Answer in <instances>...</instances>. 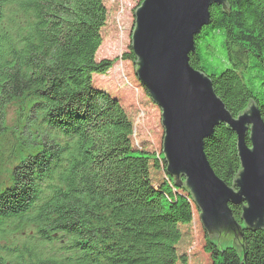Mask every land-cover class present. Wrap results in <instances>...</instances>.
I'll return each mask as SVG.
<instances>
[{"label": "trees", "instance_id": "obj_1", "mask_svg": "<svg viewBox=\"0 0 264 264\" xmlns=\"http://www.w3.org/2000/svg\"><path fill=\"white\" fill-rule=\"evenodd\" d=\"M122 4L17 0L26 24L15 31L0 16V162L10 167L0 264H264V220L248 226L244 203L230 204L239 229H206L184 178L167 171L161 108L137 75L135 9L126 50L99 52ZM209 13L189 64L233 116L254 104L264 121V0ZM118 62L132 65L123 85L97 79ZM204 142L215 174L234 185L235 132L221 124Z\"/></svg>", "mask_w": 264, "mask_h": 264}, {"label": "water", "instance_id": "obj_2", "mask_svg": "<svg viewBox=\"0 0 264 264\" xmlns=\"http://www.w3.org/2000/svg\"><path fill=\"white\" fill-rule=\"evenodd\" d=\"M226 0H142L134 11L137 75L161 108L167 171L183 177L208 230L239 229L230 204L244 203L248 226L264 220V121L254 104L233 116L212 82L189 64L194 36L210 22L209 7ZM225 124L237 135L240 170L234 185L212 169L204 141ZM249 141V144L248 142Z\"/></svg>", "mask_w": 264, "mask_h": 264}, {"label": "rangeland", "instance_id": "obj_3", "mask_svg": "<svg viewBox=\"0 0 264 264\" xmlns=\"http://www.w3.org/2000/svg\"><path fill=\"white\" fill-rule=\"evenodd\" d=\"M138 1L139 0H122L123 11H122V14H120L121 21L119 19V24H118L119 29L117 30L115 35H114V31L110 33L111 36L105 39L99 52H103L104 55L109 56L114 52L121 54L122 52L126 50V46L128 44V39H127L128 33H129V30L132 29L133 27L131 26V23H132L131 11L132 10L134 11ZM127 9H130V11H127ZM125 13H129V15L127 16V19H124ZM124 65L125 67L120 65V63L118 62V65L114 68L112 72H108L107 74L103 76H99V77L97 76V79L100 82L104 80L111 81V77L115 75L116 78L114 81L115 82L114 85L115 86L123 85L124 79L120 76L121 70L123 72L125 71V69H127L129 72L132 71V65L130 63L125 62ZM5 108H11V106L7 105ZM13 120H14V117H13ZM162 150H163V147H162ZM7 174H8V170H6V164L0 162V186H2V183H5L7 179ZM47 251H49L48 248H47Z\"/></svg>", "mask_w": 264, "mask_h": 264}]
</instances>
